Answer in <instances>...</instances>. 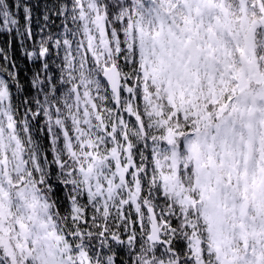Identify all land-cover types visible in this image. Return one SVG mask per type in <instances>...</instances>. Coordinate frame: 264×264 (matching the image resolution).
<instances>
[{"label": "snow or ice", "instance_id": "snow-or-ice-1", "mask_svg": "<svg viewBox=\"0 0 264 264\" xmlns=\"http://www.w3.org/2000/svg\"><path fill=\"white\" fill-rule=\"evenodd\" d=\"M0 264H264V0H0Z\"/></svg>", "mask_w": 264, "mask_h": 264}]
</instances>
